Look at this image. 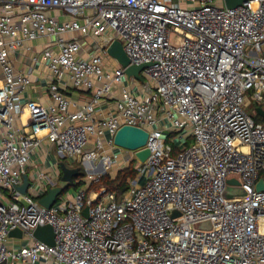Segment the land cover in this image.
<instances>
[{
    "label": "built area",
    "instance_id": "2783aa9c",
    "mask_svg": "<svg viewBox=\"0 0 264 264\" xmlns=\"http://www.w3.org/2000/svg\"><path fill=\"white\" fill-rule=\"evenodd\" d=\"M190 1L0 0V264H264V0ZM40 38L32 59L50 72L49 104L21 101L33 70L10 59ZM113 40L130 64H149L136 93L137 79L106 53ZM68 85L88 100L78 105ZM123 125L148 132L145 161L114 153ZM169 133L191 144H170ZM42 142L86 172L84 187L49 208L38 200L58 166L28 175L25 194L16 189ZM132 160L137 173L120 201L104 188L86 193ZM234 187L242 194L227 197ZM44 224L54 245L32 236ZM12 229L27 238L17 251L5 244Z\"/></svg>",
    "mask_w": 264,
    "mask_h": 264
},
{
    "label": "water",
    "instance_id": "95a60500",
    "mask_svg": "<svg viewBox=\"0 0 264 264\" xmlns=\"http://www.w3.org/2000/svg\"><path fill=\"white\" fill-rule=\"evenodd\" d=\"M247 0H223V4L226 8H235L240 6L243 2ZM106 53L109 57L117 61V63L124 68V73L126 76L134 77L135 79L141 81L142 77L140 71L147 67L148 63L142 64H130V60L127 57L123 46L119 40H113L106 48ZM258 111L263 115L264 112L260 109ZM148 138V132L143 128L132 125H123L115 133L113 137V143L115 146L128 150L135 151V156L139 161L143 162L150 154V149L143 147ZM141 148V149H140ZM61 177L60 184L52 186L47 189V192L38 200V202L46 208L51 207L58 197L71 185L74 183V177L80 175L78 167H70L66 165L64 161L59 164ZM228 183H236L238 181L235 179H228ZM29 185L28 175L24 174L22 176V183L16 186V189L21 193L25 194L27 187ZM257 190H264V180L260 178L256 184ZM23 202L22 198L20 199ZM88 207H85L82 211L83 215H87ZM201 227H208V223H202ZM8 236H22V231L20 229H12L8 232ZM32 236L44 242L47 245L55 244V231L50 224L38 225L33 231ZM37 264V262H35Z\"/></svg>",
    "mask_w": 264,
    "mask_h": 264
},
{
    "label": "crops",
    "instance_id": "0c3cea01",
    "mask_svg": "<svg viewBox=\"0 0 264 264\" xmlns=\"http://www.w3.org/2000/svg\"><path fill=\"white\" fill-rule=\"evenodd\" d=\"M178 1V0H173ZM182 6H190V0H179ZM201 1V0H196ZM47 38H40L31 43V51H22L19 53H13L10 55V59L14 68L18 71L28 72L30 69L33 70L30 76V84L24 89L21 97V101L28 99L39 101L43 104H49L50 100L44 89L47 80L50 77V72L43 60L34 61L32 56L38 54L40 50L45 46ZM65 94L68 95L72 100H74L78 105L83 104L89 98V93L74 89L68 85L65 89ZM133 92L136 93L135 88ZM112 103L109 106H102L103 111H107L112 107ZM26 119L24 118V122ZM19 119L16 120L15 126L19 127ZM115 154L119 159L126 158L128 156L127 152L115 149ZM120 155V156H119ZM61 161H64L57 153L53 151L52 146H49L46 142H42V145L37 149L31 156L30 163L27 167V175H32L37 171H42L46 175L53 173L57 170V166ZM67 162V160H66ZM69 163V162H68ZM70 164V163H69ZM73 165V164H70ZM60 170V169H59ZM58 183L57 181L53 183L54 185ZM52 184V185H53ZM60 184V183H59ZM51 186V184H50ZM27 242V238L22 234V236H8L6 239V247L9 250H19ZM13 264H35V263H22L19 260H14ZM37 264H43L42 262H37Z\"/></svg>",
    "mask_w": 264,
    "mask_h": 264
},
{
    "label": "trees",
    "instance_id": "16d2710c",
    "mask_svg": "<svg viewBox=\"0 0 264 264\" xmlns=\"http://www.w3.org/2000/svg\"><path fill=\"white\" fill-rule=\"evenodd\" d=\"M174 133H169L167 134V140L173 135ZM177 151V147L174 146L173 148V154H175ZM68 165V164H66ZM70 167H78L80 171V175L74 177V183L73 185H79L82 182V178L84 177V174L79 166V164H73V165H68ZM137 173V170L134 165V161H131L126 167L120 168L117 170L115 176L111 178L107 173L103 174L100 176L99 181L95 182V185H98L97 189L104 188L106 192L114 193L115 196H118L120 194H123L126 190H128L129 187V181L133 178H135ZM60 177H61V172L59 174L58 178V183L55 185H58L60 183ZM94 183L90 184V188H92ZM54 184L51 185L55 186ZM49 187V188H50ZM88 187V189H90ZM95 187V186H94ZM96 188V187H95ZM88 189L86 190V193L88 194ZM98 189V190H99Z\"/></svg>",
    "mask_w": 264,
    "mask_h": 264
},
{
    "label": "rangeland",
    "instance_id": "374dc122",
    "mask_svg": "<svg viewBox=\"0 0 264 264\" xmlns=\"http://www.w3.org/2000/svg\"><path fill=\"white\" fill-rule=\"evenodd\" d=\"M216 3H217V5L218 6H222V5H224L223 4V1L222 0H216L215 1ZM111 61V63L112 64H114V65H117L113 60H110ZM125 81H126V83L128 82V79H127V77L125 76ZM139 84H140V82H139V80L137 81L136 80V82H134V88H135V90H137V88H138V86H139ZM252 91L251 90H249V93H251ZM250 99H251V97H250ZM263 106H264V103L262 104ZM256 107H258L256 104H255V102L250 106V107H247L246 108V110H247V112L250 114V115H254L253 114V109L254 108H256ZM261 116H260V118L259 117H256V120L257 121H261ZM174 137H175V141L173 140L174 139ZM174 141V142H173ZM168 142L171 144L172 142L173 143H176V144H181L182 145V143H184L185 142V145H186V147L188 146V145H190L191 144V139L190 138H187V139H180V138H178V135L176 136V134L174 133L169 139H168ZM52 148H53V151L55 152V153H57V149H56V147L55 146H52ZM119 148V147H118ZM120 149V148H119ZM130 151H128V153H129ZM115 153V152H114ZM114 153H112V156H113V154ZM120 156V155H119ZM128 157H129V155H128ZM132 161H134V165L136 164V161L135 160H132ZM64 162L66 163V164H68V165H70L68 162H66V160L64 159ZM79 166H80V168H81V170H82V172H83V174H84V177L82 178V182H81V184H79V185H76V186H74V185H71V186H69L59 197H58V199H57V201H59L62 197L64 198V197H66L67 195L68 196H73L76 192H77V190H79V189H81L82 187H84V183H83V179L86 177V172H85V169H84V167L82 166V165H80L79 164ZM118 169H120L119 167H116V168H113L112 170H110L109 172H107V174L109 175V176H111V178H113L114 176H115V174H116V172H117V170ZM51 174V173H50ZM50 174H48V175H50ZM94 186L92 187V188H90V189H88V194H90L91 192H95V191H97L98 189H97V187H98V185H95V183L93 184ZM91 186V185H90ZM127 191V190H126ZM125 191V192H126ZM124 192V193H125ZM124 193L123 194H120V195H118V196H116V201H120V199L123 197V195H124ZM242 193H241V191L239 190V188L238 187H234V188H229L228 189V191H227V197H231V196H240Z\"/></svg>",
    "mask_w": 264,
    "mask_h": 264
}]
</instances>
